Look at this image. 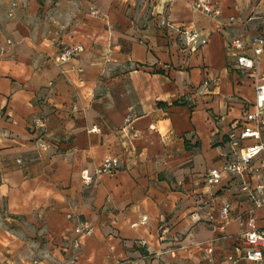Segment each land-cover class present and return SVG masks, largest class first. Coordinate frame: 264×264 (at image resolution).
Segmentation results:
<instances>
[{
    "label": "crops",
    "instance_id": "obj_1",
    "mask_svg": "<svg viewBox=\"0 0 264 264\" xmlns=\"http://www.w3.org/2000/svg\"><path fill=\"white\" fill-rule=\"evenodd\" d=\"M210 1L219 17L196 0H0V264H206L209 248L233 264L249 219L264 231L226 169L264 73L232 44L264 38V0ZM108 158L118 172L97 176ZM82 222L95 233L76 251Z\"/></svg>",
    "mask_w": 264,
    "mask_h": 264
},
{
    "label": "built area",
    "instance_id": "obj_2",
    "mask_svg": "<svg viewBox=\"0 0 264 264\" xmlns=\"http://www.w3.org/2000/svg\"><path fill=\"white\" fill-rule=\"evenodd\" d=\"M194 8L213 18L219 17L222 14L220 3L210 0H196ZM197 37L198 35L191 37V42H195ZM206 43L207 41H203V44ZM232 47L239 52H243L249 47L253 52V57L244 54L239 55V64L245 70L256 73L259 71L261 59L264 57V38H252L248 45L242 40L237 39L233 42ZM76 52V49H67L57 56L56 62L60 65L66 64L75 57ZM35 127L39 130L45 129V120H37ZM242 127L243 129L240 135L235 132L229 134V143L235 154V160L230 162L226 169L229 173L238 175L243 179V192L248 194L257 208H263L264 183L252 187L248 179L252 176L257 178L264 177V73L256 82V103L254 110L247 114ZM248 140L253 141V143L244 146L243 143ZM40 147L43 150L48 149V145L45 142H41ZM257 161L259 162L258 165L256 164ZM119 164V159L108 158L97 170L96 175H115L119 170ZM222 177V173L219 170H212L207 174V181L211 185H219ZM84 181L90 185L93 182V178L89 174H86ZM232 209V203L225 202L223 204L214 224L217 231H225L226 226L231 222ZM247 227L249 231L242 236V242L247 247V250L240 259H232L233 264H240L242 261L247 264H264V231L257 229L254 217L249 219ZM94 233L95 228L90 222L80 223L75 230L77 239L74 242V249L76 251L81 249L82 240L92 237ZM205 259L206 264H215L214 248H209L206 251Z\"/></svg>",
    "mask_w": 264,
    "mask_h": 264
}]
</instances>
